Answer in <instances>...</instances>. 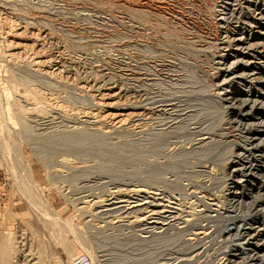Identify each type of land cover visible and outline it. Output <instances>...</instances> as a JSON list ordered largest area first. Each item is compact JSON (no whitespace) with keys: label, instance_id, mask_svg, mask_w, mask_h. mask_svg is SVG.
Listing matches in <instances>:
<instances>
[{"label":"rangeland","instance_id":"obj_1","mask_svg":"<svg viewBox=\"0 0 264 264\" xmlns=\"http://www.w3.org/2000/svg\"><path fill=\"white\" fill-rule=\"evenodd\" d=\"M258 123L264 0H0V250L11 264H264ZM112 196L178 210L152 235L93 205Z\"/></svg>","mask_w":264,"mask_h":264},{"label":"bare ground","instance_id":"obj_2","mask_svg":"<svg viewBox=\"0 0 264 264\" xmlns=\"http://www.w3.org/2000/svg\"><path fill=\"white\" fill-rule=\"evenodd\" d=\"M45 54V53H44ZM12 55V54H11ZM10 55V56H11ZM136 69V68H135ZM27 97V96H26ZM34 99V98H33ZM232 102H234V104H231V105H233V107H231V108H235L234 106L237 104V105H240V106H244V105H246L243 101H241V99L239 100V99H237V98H232ZM228 102V101H227ZM26 103V102H25ZM169 106V105H168ZM167 106V107H168ZM19 107V106H18ZM163 107V106H162ZM38 108V107H37ZM237 108V107H236ZM241 109V108H240ZM159 111V110H158ZM247 115V117L249 116V113H247L246 114ZM246 115H244V116H246ZM238 116V115H237ZM137 120V119H136ZM231 121H233V120H231ZM230 121V122H231ZM237 121H239V123L241 122H243L242 120H237ZM237 123V122H236ZM240 123V124H241ZM97 124V123H96ZM260 124H262V125H264V123H258V125L257 126H260ZM123 125V124H122ZM232 125V124H231ZM245 125V124H244ZM241 126V125H240ZM256 126V125H255ZM234 128V127H233ZM227 130V129H226ZM241 130V129H240ZM240 130H239V132H240ZM233 131H237V130H233ZM249 131V130H248ZM251 132V131H250ZM256 139V138H255ZM205 142V140L203 139H201L200 140V142L198 143V145H202L203 143ZM249 143H251L250 144V149L254 152V154H255V157H256V154H259L260 153V151H261V149H259V147L258 146H260V145H258V144H256L253 140H252V142H249ZM248 144V143H247ZM246 144V145H247ZM261 148V147H260ZM7 150V149H6ZM250 150V151H251ZM254 154L252 155V156H254ZM239 157V156H238ZM255 176V175H254ZM33 189V188H32ZM23 192V191H22ZM38 194V193H37ZM115 194H116V192H115ZM234 194V193H233ZM236 194V193H235ZM36 195V194H35ZM39 195V194H38ZM112 195V194H111ZM110 195V196H111ZM121 195H123L122 193H121ZM147 195H148V193H147ZM157 195V194H156ZM159 195V194H158ZM161 195V194H160ZM139 196V195H138ZM126 197H128V196H126ZM131 198H128L127 200L125 199L124 200V198L123 197H116V196H112V198L111 199H108V200H106L105 199V203L104 204H102V203H100V201L99 202H95L93 205L94 206H99V208H105L102 212H100V213H102L103 215H109V214H116L117 215V213H118V217L117 218H119L120 220H123V219H125V218H127V216L126 217H123L122 215L123 214H129V213H131V212H133V213H135L136 215L137 214H140L141 216L139 217V216H136V223H139L140 225H141V227H143L142 228V230H143V233L145 232V233H151L152 235H154L153 233H154V230L155 229H158V226L160 225V223H159V221H160V217H164V215H166V216H168V217H170V218H174L175 217V215L177 214L176 213V211L178 210H176L174 207H172L171 205L170 206H166V205H163V203L162 204H160V202H158L159 201V199L157 200V199H154V198H152V197H150V196H147V197H144L143 199H134V198H132V196H130ZM139 197H141V196H139ZM38 198V197H37ZM142 198V197H141ZM42 199V198H41ZM161 199V198H160ZM259 199V198H258ZM38 200V199H37ZM40 200V199H39ZM262 201H263V199H261ZM33 201V200H32ZM163 201V200H162ZM164 202V201H163ZM166 202H167V200H166ZM168 203V202H167ZM260 203V202H259ZM262 203V202H261ZM35 204H37V203H35ZM43 204V203H42ZM171 204V203H170ZM174 203H172V205H173ZM256 204V203H255ZM169 205V204H168ZM32 206V205H31ZM45 206V205H44ZM43 206V207H44ZM177 206H179V205H177ZM181 208V207H180ZM47 209V208H46ZM181 210V209H180ZM36 211V210H35ZM44 211V210H43ZM46 212V211H45ZM182 212V211H181ZM41 215V214H40ZM47 215V214H46ZM180 215V214H179ZM42 216V215H41ZM111 216V215H110ZM180 216H182V215H180ZM162 217V218H163ZM45 218L48 220V222L46 221H44V224H45V226L47 225V227L48 228H50V229H53L54 230V228L56 229L57 228V226L60 224H63V223H61L62 221L59 219V218H57L54 214H51V215H49L48 217H46L45 216ZM107 218V217H106ZM113 218V217H112ZM116 218V219H117ZM129 218V217H128ZM161 218V219H162ZM178 218V217H177ZM182 219V218H181ZM185 219H188V218H185ZM163 220V219H162ZM119 221V220H118ZM172 221V220H171ZM173 221H174V219H173ZM185 221V220H184ZM189 221L190 220H188V223H189ZM164 222H165V220H164ZM176 222V221H175ZM186 222V221H185ZM209 222V221H208ZM211 222V221H210ZM167 223V222H166ZM172 223V222H171ZM184 223V222H183ZM193 223V222H192ZM167 224H169V222L167 223ZM63 225H65V224H63ZM164 225H165V223H164ZM173 225V224H172ZM188 225H190V224H188ZM192 225V224H191ZM66 226V225H65ZM163 226V225H162ZM166 226V225H165ZM187 226V225H186ZM188 227V226H187ZM71 228V227H70ZM240 228V226L238 227V229ZM58 229V228H57ZM237 229V230H238ZM58 230H60V229H58ZM76 231V230H75ZM240 231V230H239ZM238 231V232H239ZM168 232V231H167ZM74 233V232H73ZM240 233V232H239ZM243 233V232H242ZM78 235V234H77ZM76 235V236H77ZM243 235V234H242ZM254 236H256V234L254 235ZM2 237V236H1ZM242 237V236H241ZM244 237V236H243ZM242 237V238H243ZM253 237V236H252ZM79 238V237H78ZM250 239H252V238H250ZM77 240V239H76ZM2 241L4 242V240L2 239ZM78 241H79V239H78ZM2 242V243H3ZM5 244V243H4ZM4 244H2V246L4 245ZM1 245V244H0ZM264 246V245H263ZM4 247H5V245H4ZM2 248L1 250H0V264H11L12 262H11V260H10V255H13L12 253H10L9 252V246H8V248L6 247V248ZM11 248V247H10ZM68 249V248H67ZM11 250V249H10ZM257 250H259V248H257ZM256 249L254 250V251H257ZM73 251V250H72ZM74 253V252H73ZM257 254V253H256ZM74 255H76V254H74ZM73 255V256H74ZM12 257V256H11ZM75 257V256H74ZM260 256H257V258H259ZM250 258V257H249ZM254 258V257H253ZM256 258V257H255ZM71 260V259H70ZM229 260V259H228ZM228 260H227V262H228ZM260 260H261V258H260ZM263 260V259H262ZM231 261V260H230ZM232 262V261H231ZM14 264V263H13Z\"/></svg>","mask_w":264,"mask_h":264}]
</instances>
